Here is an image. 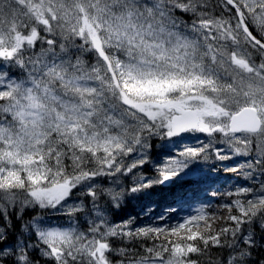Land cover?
Wrapping results in <instances>:
<instances>
[{"label":"snow or ice","instance_id":"obj_1","mask_svg":"<svg viewBox=\"0 0 264 264\" xmlns=\"http://www.w3.org/2000/svg\"><path fill=\"white\" fill-rule=\"evenodd\" d=\"M0 264H264V0H0Z\"/></svg>","mask_w":264,"mask_h":264},{"label":"trees","instance_id":"obj_2","mask_svg":"<svg viewBox=\"0 0 264 264\" xmlns=\"http://www.w3.org/2000/svg\"><path fill=\"white\" fill-rule=\"evenodd\" d=\"M231 165L234 163V161L229 160V161H224V162H217ZM211 169V174L208 178V183L203 185V188L205 189L200 193V199L203 200L204 202L210 203L212 205H216L220 202H223L225 200V197L223 195H220L218 197H213L212 196V191L219 189L221 192L224 191L229 185H234L238 180H240V177H236L234 173H225L223 168L221 167L219 171H215L212 168V165L209 164L205 166V171H209ZM219 177L217 180L216 178ZM215 181V183H213ZM170 189L157 187L156 189L153 190V195L149 198V201L153 203L155 207H157V210H159L160 205H163L166 202H170L168 193ZM149 201H144V200H133L127 206L122 210L121 213H118L117 215H127V214H135L140 211L141 206ZM200 201L194 202L191 207L186 206L184 209L183 214H187L188 212H191L194 210L196 206ZM209 211H212L210 208Z\"/></svg>","mask_w":264,"mask_h":264}]
</instances>
